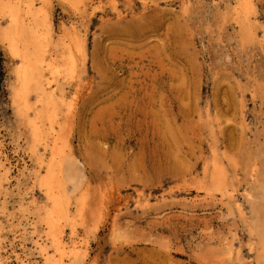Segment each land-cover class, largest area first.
Instances as JSON below:
<instances>
[{
    "label": "rangeland",
    "instance_id": "374dc122",
    "mask_svg": "<svg viewBox=\"0 0 264 264\" xmlns=\"http://www.w3.org/2000/svg\"><path fill=\"white\" fill-rule=\"evenodd\" d=\"M234 1L43 3L45 50L60 56L71 37L83 46L75 54L80 82L63 84L52 106L79 182L71 201L84 198L83 225L78 220L68 240L79 251L76 264L251 262L249 226L264 227V0H251L244 21L233 14ZM18 67L0 45V162L10 169L0 187L1 242L13 251L10 264L15 254L43 264L32 234L41 226L30 211L31 201L43 202L33 184L36 158L48 154L44 145L31 149L24 121L42 104L31 87L27 115L18 112ZM213 159L226 172L232 199L211 187V173L202 170ZM253 165L263 188H253L246 202Z\"/></svg>",
    "mask_w": 264,
    "mask_h": 264
},
{
    "label": "bare ground",
    "instance_id": "6f19581e",
    "mask_svg": "<svg viewBox=\"0 0 264 264\" xmlns=\"http://www.w3.org/2000/svg\"><path fill=\"white\" fill-rule=\"evenodd\" d=\"M38 1L42 3L40 7L37 5L36 7L33 4L34 0H0V17L5 19L6 22V26L0 28V45L5 46L11 57H16L19 60V67L16 71L18 88L15 90L13 100L18 112L22 115H27L29 107L26 93L31 87L35 92L37 102L42 104L39 105L41 106L39 109L35 110L31 119L26 118L24 120L31 134V149H34L37 145H44V151L47 150L48 154V159L45 157V153L36 158L39 168L33 184L42 193L43 202L31 201V208L33 210L30 211V214H33L38 219L42 233L36 232V228L33 226L34 231H32V234L36 235V241L33 242L34 249L38 250L39 256L43 258V264H76L79 251H77V248L69 247L68 240L75 232L77 221L81 222L82 220L81 212L83 211L84 198H77L74 204L71 201L78 190L79 182L71 173L70 162L68 160L69 155L62 142L63 131L60 126L56 125L57 120L52 106H56L54 97H61L58 92L61 90L60 87L63 84L73 78L76 79L77 83L80 82L81 72L78 73L77 71L79 60L75 54L80 56L83 46L76 37H71L68 44L64 45V50L60 56L54 50L51 53L50 50H45V47L49 43V41L47 43V34L44 32L47 29V16L43 7L45 0ZM250 5L251 0H235L232 7L233 14L236 18L240 16L244 17L245 19L243 18L242 21L246 20ZM185 8L183 9L185 10ZM115 17L117 19L122 18L120 13H117ZM45 53L48 54L47 57H45ZM88 86L91 87L90 85L86 87L89 88ZM86 90L84 91L86 92ZM73 97L72 99H75V96ZM242 106L245 108L244 104ZM44 110H47L49 113L47 128L42 124ZM45 133L48 134L49 138L45 136ZM253 166L252 169H254L248 181L250 190L248 192L246 189H243L242 197H244L246 202L253 199V188H263L262 175L257 176V166ZM202 170L204 174L207 172L211 173L208 178L211 187L214 185L215 190L223 188L220 191L223 194L222 196H227L228 199L233 198V194L226 193V189H224L227 175L224 168L216 159H213L210 164L205 163ZM41 171L43 172L40 174ZM9 177L10 169L5 163L0 162V187L1 185L4 186V183H9ZM108 190H104L103 193H107ZM208 190L211 191L210 189ZM82 193L84 194L85 192ZM71 208L74 210L72 211ZM237 210L241 217L244 218L246 216L243 206L237 205ZM248 212L254 215V208L251 204L248 207ZM80 225L82 226L83 222ZM66 229L68 230L67 234H65ZM2 231L3 229L0 225V264H10L11 259L13 261V251L8 253L3 250L1 242ZM248 233L250 236L248 250L252 258L248 264L264 262V227L249 226ZM9 246L12 248L10 244ZM67 257L71 262H65ZM14 261L16 264H28L18 254L14 255Z\"/></svg>",
    "mask_w": 264,
    "mask_h": 264
}]
</instances>
